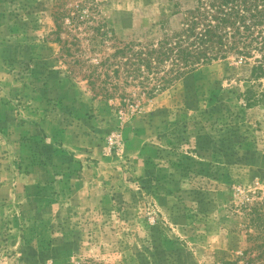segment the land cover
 Listing matches in <instances>:
<instances>
[{
  "label": "rangeland",
  "instance_id": "rangeland-1",
  "mask_svg": "<svg viewBox=\"0 0 264 264\" xmlns=\"http://www.w3.org/2000/svg\"><path fill=\"white\" fill-rule=\"evenodd\" d=\"M191 2L0 0V264H264L247 227L264 201L252 62L129 87L126 105L84 79L113 52L92 50L103 24L143 41Z\"/></svg>",
  "mask_w": 264,
  "mask_h": 264
},
{
  "label": "trees",
  "instance_id": "trees-1",
  "mask_svg": "<svg viewBox=\"0 0 264 264\" xmlns=\"http://www.w3.org/2000/svg\"><path fill=\"white\" fill-rule=\"evenodd\" d=\"M175 8L173 16L178 20L170 28L161 24L159 36L151 39L126 42L113 33L110 36L109 29L101 32L106 24L100 27L101 40H90L92 50L106 41L114 43L113 52L84 74L93 91L99 88L97 96H118L126 105L129 87L155 96L201 65L231 56L252 62L255 81L264 78V0H192L184 7L175 3ZM248 96L251 106L257 102L253 96L260 95L251 90ZM253 205L248 208L247 227L264 232V201ZM255 248L262 250L257 258L264 257V242Z\"/></svg>",
  "mask_w": 264,
  "mask_h": 264
}]
</instances>
